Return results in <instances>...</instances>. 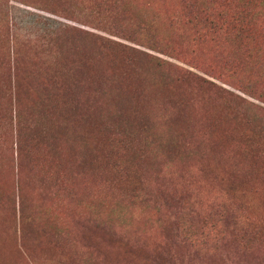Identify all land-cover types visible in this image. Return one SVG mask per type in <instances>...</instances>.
<instances>
[{"label":"rangeland","instance_id":"obj_1","mask_svg":"<svg viewBox=\"0 0 264 264\" xmlns=\"http://www.w3.org/2000/svg\"><path fill=\"white\" fill-rule=\"evenodd\" d=\"M0 264H264V0H0Z\"/></svg>","mask_w":264,"mask_h":264}]
</instances>
